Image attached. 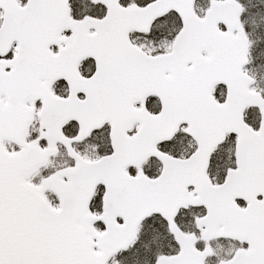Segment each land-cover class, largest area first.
Wrapping results in <instances>:
<instances>
[{
	"label": "snow or ice",
	"instance_id": "1",
	"mask_svg": "<svg viewBox=\"0 0 264 264\" xmlns=\"http://www.w3.org/2000/svg\"><path fill=\"white\" fill-rule=\"evenodd\" d=\"M0 264H264V0H0Z\"/></svg>",
	"mask_w": 264,
	"mask_h": 264
}]
</instances>
